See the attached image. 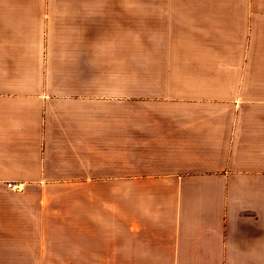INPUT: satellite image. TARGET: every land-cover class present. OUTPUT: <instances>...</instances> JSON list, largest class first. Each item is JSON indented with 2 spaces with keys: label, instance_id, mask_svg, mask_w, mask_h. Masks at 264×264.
<instances>
[{
  "label": "crops",
  "instance_id": "crops-1",
  "mask_svg": "<svg viewBox=\"0 0 264 264\" xmlns=\"http://www.w3.org/2000/svg\"><path fill=\"white\" fill-rule=\"evenodd\" d=\"M1 192L64 264H264V0H0Z\"/></svg>",
  "mask_w": 264,
  "mask_h": 264
},
{
  "label": "rangeland",
  "instance_id": "rangeland-1",
  "mask_svg": "<svg viewBox=\"0 0 264 264\" xmlns=\"http://www.w3.org/2000/svg\"><path fill=\"white\" fill-rule=\"evenodd\" d=\"M13 189L18 191L19 186ZM25 196L24 200H9L6 194L0 193V264H64L66 250L64 241L61 240L64 234L63 218L58 217L60 224H56L55 227L51 225L49 232L46 224L48 218H45V223L41 227L43 241L22 240L34 236L30 235L32 226L23 225L17 215L23 210L25 217L28 215L30 217L34 202L38 199V195L35 194H24L23 197ZM56 196L58 202L63 204L64 195ZM10 207L13 208L12 211L9 210ZM27 211L30 213L28 214Z\"/></svg>",
  "mask_w": 264,
  "mask_h": 264
},
{
  "label": "built area",
  "instance_id": "built-area-1",
  "mask_svg": "<svg viewBox=\"0 0 264 264\" xmlns=\"http://www.w3.org/2000/svg\"><path fill=\"white\" fill-rule=\"evenodd\" d=\"M9 187H12V188H18V185H15V184H12V183H8L7 184Z\"/></svg>",
  "mask_w": 264,
  "mask_h": 264
}]
</instances>
